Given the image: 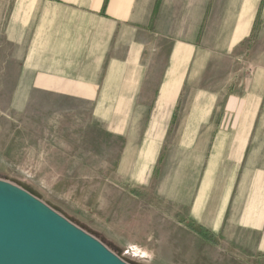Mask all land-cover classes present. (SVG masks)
Masks as SVG:
<instances>
[{
    "label": "rangeland",
    "instance_id": "1",
    "mask_svg": "<svg viewBox=\"0 0 264 264\" xmlns=\"http://www.w3.org/2000/svg\"><path fill=\"white\" fill-rule=\"evenodd\" d=\"M56 5L58 18L46 22ZM72 7L0 0V185L25 192L126 264H264V209L254 218L249 211L264 174V0L232 51L231 15L215 14L212 36L199 44L212 59L190 63L163 123L159 92L139 94L150 108L120 107L126 85L152 88L163 76L33 75L43 69L29 67L31 45L45 44L47 28L61 40ZM173 63L144 65L150 74ZM253 96L259 107L245 110L256 116L238 161L230 143Z\"/></svg>",
    "mask_w": 264,
    "mask_h": 264
},
{
    "label": "crops",
    "instance_id": "2",
    "mask_svg": "<svg viewBox=\"0 0 264 264\" xmlns=\"http://www.w3.org/2000/svg\"><path fill=\"white\" fill-rule=\"evenodd\" d=\"M61 1L74 4L66 18V27L62 29V39L55 42L53 31L49 32L47 28L45 44L31 45L29 67L37 70L41 66L43 69L33 75L62 79L163 76L164 82L152 88H149V85L143 88L142 84L137 82L135 85H126L125 104L120 106L150 108V104L139 100V94L159 92L157 111L162 123L166 113L160 115V110L169 111L175 106L190 63L212 59L208 56L211 50L200 48L199 44L204 43V38L212 36L215 14H229V17L231 15V24L227 27L232 31L227 44L232 51L250 35L263 5V0ZM59 6L48 7L51 10L45 12L46 22L58 18L54 9ZM205 43L208 44L207 40ZM154 54L160 56L155 57ZM151 60L174 63L168 69L149 74L144 62ZM103 68L121 69L122 72L103 73ZM68 81L93 86L91 80ZM258 107L259 99L253 96L241 112L237 131L230 143L231 157L238 161H241L250 134L249 132L246 135L245 131L247 120L250 116H256V113L247 114L245 110L253 108L257 112ZM160 121L155 120V124L161 123ZM257 182L258 186L249 208L253 218L258 210L264 209L263 173L258 175ZM225 207L226 203L214 228L220 225Z\"/></svg>",
    "mask_w": 264,
    "mask_h": 264
},
{
    "label": "water",
    "instance_id": "3",
    "mask_svg": "<svg viewBox=\"0 0 264 264\" xmlns=\"http://www.w3.org/2000/svg\"><path fill=\"white\" fill-rule=\"evenodd\" d=\"M0 264H126L23 191L0 185Z\"/></svg>",
    "mask_w": 264,
    "mask_h": 264
},
{
    "label": "bare ground",
    "instance_id": "4",
    "mask_svg": "<svg viewBox=\"0 0 264 264\" xmlns=\"http://www.w3.org/2000/svg\"><path fill=\"white\" fill-rule=\"evenodd\" d=\"M167 95H168V94H167ZM167 111H168V110L161 109L159 114H160V115L163 114V113L165 114V113H167ZM156 125H157V124H156ZM155 140H156V137H155ZM155 142H156V141H155ZM154 145H155V144H154ZM221 145H222V142L219 144V146H218L217 149H219V147H220ZM153 148H154V147H153ZM153 150H154V149H153ZM153 150H152V152H153ZM152 152H151L150 156L152 155ZM217 152H219V151H217ZM149 158H150V157H149ZM151 161H152V160H151ZM149 162H150V159L148 160V163H149ZM16 190L21 191V190L18 189V188H16ZM118 257H119V256H118ZM119 258L121 259V257H119Z\"/></svg>",
    "mask_w": 264,
    "mask_h": 264
},
{
    "label": "trees",
    "instance_id": "5",
    "mask_svg": "<svg viewBox=\"0 0 264 264\" xmlns=\"http://www.w3.org/2000/svg\"><path fill=\"white\" fill-rule=\"evenodd\" d=\"M203 233H204V232L202 231L200 235H204Z\"/></svg>",
    "mask_w": 264,
    "mask_h": 264
}]
</instances>
